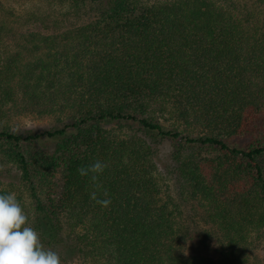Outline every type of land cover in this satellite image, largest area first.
Masks as SVG:
<instances>
[{
    "label": "trees",
    "instance_id": "16d2710c",
    "mask_svg": "<svg viewBox=\"0 0 264 264\" xmlns=\"http://www.w3.org/2000/svg\"><path fill=\"white\" fill-rule=\"evenodd\" d=\"M61 1L83 21L0 44V162L16 172L0 194L61 264H250L264 231V0ZM27 111L55 123L8 124ZM97 160L95 182L79 175Z\"/></svg>",
    "mask_w": 264,
    "mask_h": 264
},
{
    "label": "rangeland",
    "instance_id": "374dc122",
    "mask_svg": "<svg viewBox=\"0 0 264 264\" xmlns=\"http://www.w3.org/2000/svg\"><path fill=\"white\" fill-rule=\"evenodd\" d=\"M240 1L248 7L252 5V0ZM71 9L68 2L61 0H0V24L6 30V38L0 43L2 48L14 49L23 44L22 38L28 30L51 33L82 22L85 17L71 12ZM7 121L13 129L40 131L53 125L55 117L27 111L10 114ZM169 150L170 144L167 143L162 148L163 159L167 157ZM2 164L0 162V179L15 183L16 172L7 174V165ZM198 211L197 221L201 224L204 219L200 217L201 210ZM213 232H217V236L220 234L217 229ZM249 259L250 264H264V231L252 234Z\"/></svg>",
    "mask_w": 264,
    "mask_h": 264
},
{
    "label": "clouds",
    "instance_id": "9594fccd",
    "mask_svg": "<svg viewBox=\"0 0 264 264\" xmlns=\"http://www.w3.org/2000/svg\"><path fill=\"white\" fill-rule=\"evenodd\" d=\"M106 165L97 160L78 169L82 177L96 181ZM107 195V193H105ZM91 199L107 207L110 199ZM28 217L14 193L0 194V264H61L58 253L46 249L37 231L28 226Z\"/></svg>",
    "mask_w": 264,
    "mask_h": 264
}]
</instances>
